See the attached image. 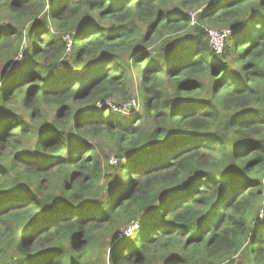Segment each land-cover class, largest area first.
Here are the masks:
<instances>
[{
    "label": "trees",
    "instance_id": "obj_1",
    "mask_svg": "<svg viewBox=\"0 0 264 264\" xmlns=\"http://www.w3.org/2000/svg\"><path fill=\"white\" fill-rule=\"evenodd\" d=\"M2 13L27 26L0 27V264H264V0H0ZM213 27L231 32L219 51ZM133 85L130 118L74 112ZM100 137L115 164L86 142Z\"/></svg>",
    "mask_w": 264,
    "mask_h": 264
},
{
    "label": "rangeland",
    "instance_id": "obj_2",
    "mask_svg": "<svg viewBox=\"0 0 264 264\" xmlns=\"http://www.w3.org/2000/svg\"><path fill=\"white\" fill-rule=\"evenodd\" d=\"M174 6L179 7L177 5H174ZM179 9H181V7ZM181 11H184V12L187 11L188 14L193 13L195 19H196V13L198 12V10L188 11V9L187 10L181 9ZM0 16L2 18V19H0V27H6L8 25L12 26L11 24H15L18 27L24 29L26 27H23V26H27L26 24L24 25L23 23H20V24L13 23L11 20L8 19L7 13H2ZM140 26L144 29V24H141ZM217 29L218 28H216V27H213L212 28V30H217ZM245 29H246V27H240L238 29V31L244 32ZM71 30H73V27H72ZM168 35H169V39L166 41L167 43L165 45H171V44H173V43H175V42H177L179 40L180 41H183L184 39H186L182 32L177 33L176 35H174L172 33H170ZM64 38L67 40V48H68V45L70 44V42H69L70 41V38L67 35ZM25 39H26V37H25ZM25 39L23 40V45H29L27 43L28 40L27 39L25 40ZM163 41H164V39L162 40V42ZM31 42L32 41L30 40V43ZM228 43H229V39H228ZM226 45H227V41H226ZM157 46L158 45L155 44L154 46L150 47V49L151 48L152 49H155ZM184 51H185L184 49L181 50L182 53ZM24 57H25V54H24V51L21 48V50H19L18 56L15 58V60H19V59L20 60H23L22 58H24ZM216 64H219V62H216ZM91 71H94V66H92L88 71H83V72H80V73L83 76H88ZM10 72H13L14 74H16L18 72V68L17 69H14V67H13L12 69H9V70L6 68V71H5V73H7L6 75H9ZM131 88H132V92L130 93V91L128 90V93L130 94V98L127 99V100L120 101L117 96H114L112 98H107V99H104V100H102L100 102H97L96 104H88V105H85V106L73 105L74 112H75V109H76V111L79 110V112H81V113H86L87 110H90L94 106L95 107L107 106V107H110L111 110L113 112L117 113V115H119L121 118H123V119L130 118V116L132 115L133 112H137L138 111L137 93L134 91V85L131 86ZM42 110H43L42 113L46 117L47 123L50 124V122L52 120V117L54 116V114L57 111V108L55 106H53V105L52 106H46V105H44V107H43ZM83 141L85 142V140H83ZM86 142L95 145V147L97 148L98 152H100V153H103L104 152L106 154H109V156L111 157V159H110L111 164H115V161H117V158L114 156L113 153H111V152L108 151V148L106 146L108 144V141H107V139L105 137H100V138H98L96 140H86ZM115 177H116V174H113V178H115ZM112 180H114V179H112ZM109 189H108L106 195H104V198L102 200L105 203L108 201V196L109 195H112L113 192H114L112 190V187H109ZM59 207L60 206H58V205L54 206V208H59ZM136 233H138L139 235H141L142 232H138L137 231ZM108 252H109V250H107V255H109Z\"/></svg>",
    "mask_w": 264,
    "mask_h": 264
},
{
    "label": "built area",
    "instance_id": "obj_3",
    "mask_svg": "<svg viewBox=\"0 0 264 264\" xmlns=\"http://www.w3.org/2000/svg\"><path fill=\"white\" fill-rule=\"evenodd\" d=\"M191 23L194 22V14L190 13ZM210 42L214 49L220 50V48L223 45L224 37H226L228 34H230V30H224L223 32H218L217 30H210Z\"/></svg>",
    "mask_w": 264,
    "mask_h": 264
}]
</instances>
